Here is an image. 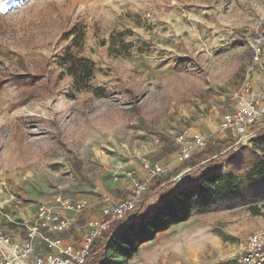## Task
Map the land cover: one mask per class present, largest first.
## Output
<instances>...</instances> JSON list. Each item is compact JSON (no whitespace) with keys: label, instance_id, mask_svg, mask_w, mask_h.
<instances>
[{"label":"rangeland","instance_id":"obj_1","mask_svg":"<svg viewBox=\"0 0 264 264\" xmlns=\"http://www.w3.org/2000/svg\"><path fill=\"white\" fill-rule=\"evenodd\" d=\"M260 19L264 0H0V202L27 218L31 204L84 195L101 212L148 167L185 178L199 164L180 159L176 138L216 134L231 91L251 83ZM73 24L85 27L80 53L95 65L90 90L75 91L57 64ZM221 140L233 155L223 172L242 175L264 149V127L213 145ZM263 203L264 180L242 186L127 264H235L247 236L264 230L249 211Z\"/></svg>","mask_w":264,"mask_h":264},{"label":"built area","instance_id":"obj_2","mask_svg":"<svg viewBox=\"0 0 264 264\" xmlns=\"http://www.w3.org/2000/svg\"><path fill=\"white\" fill-rule=\"evenodd\" d=\"M255 28L264 29V20L256 21ZM249 50L250 70L259 77L258 88L254 90L248 83L231 91L228 99L233 109L223 114L216 134L178 135L176 142L182 145L181 160H188L194 152L203 149L207 143L214 144L218 138L231 135L242 140L264 127V33L255 35ZM163 173V167H148L145 176L134 182L127 196L116 202L105 216L87 221L77 242H68L62 236L74 223L63 211L81 213L89 204L86 197H57L52 203L36 202L31 204L32 214L27 218L12 215L7 205L0 202V264H86L91 245L115 223L128 221L138 210L150 184ZM234 263L264 264V230H256L247 236Z\"/></svg>","mask_w":264,"mask_h":264},{"label":"trees","instance_id":"obj_3","mask_svg":"<svg viewBox=\"0 0 264 264\" xmlns=\"http://www.w3.org/2000/svg\"><path fill=\"white\" fill-rule=\"evenodd\" d=\"M62 38L70 39V45L58 55V66L71 78L75 91L92 89L95 65L80 53L85 27L73 24L63 32ZM72 48L77 53H73ZM99 90L103 92V89ZM218 144L219 148H216L207 143L202 150L191 155L190 158L199 165L185 178L173 179L176 171L170 173L167 179L161 180L157 176L154 187L141 200L138 210L129 220L115 223L91 245L86 264H127L138 247L153 240L158 233L186 221L192 213L208 210L240 187L255 186L264 180V149L259 157L252 160L245 172L238 175L232 171L223 172L222 164L233 159V155L231 150L220 152L223 140ZM76 164L78 166L79 162L76 161ZM152 194L157 196V200L149 205L148 196ZM249 211L252 216L264 217V203L261 206L250 205Z\"/></svg>","mask_w":264,"mask_h":264},{"label":"crops","instance_id":"obj_4","mask_svg":"<svg viewBox=\"0 0 264 264\" xmlns=\"http://www.w3.org/2000/svg\"><path fill=\"white\" fill-rule=\"evenodd\" d=\"M250 84L253 86L254 90H256L258 88L259 77L256 76V74H253ZM208 135H210V134H206V136H208ZM128 193L129 192H127L123 197L127 196ZM80 197H86V196L78 195L73 199H78ZM123 197H121L120 199H122ZM120 199H118L117 202ZM91 204H93V203L91 202ZM110 209H106V211L102 210L101 212H98V211L93 210L91 208L88 209V207H87L81 213H75L74 211H71V210H64L63 213L65 214V216L73 219L74 223L70 229H68L67 231H65L63 233L62 236L68 242H77L78 240L81 239L82 234H83L84 230L86 229L85 227H86L87 221H89L90 219H93V218H100V217L105 216L110 211ZM28 212H29V210H28ZM31 214H32V211L29 212L28 217H30Z\"/></svg>","mask_w":264,"mask_h":264}]
</instances>
